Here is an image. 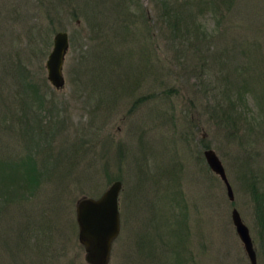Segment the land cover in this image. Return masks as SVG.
<instances>
[{
	"label": "rangeland",
	"instance_id": "1",
	"mask_svg": "<svg viewBox=\"0 0 264 264\" xmlns=\"http://www.w3.org/2000/svg\"><path fill=\"white\" fill-rule=\"evenodd\" d=\"M76 2L91 17L95 8V32L114 39V54L105 52L112 62L103 60L107 42L88 36L74 0H0V56L18 78L39 86L34 95L16 83L9 88L11 97L27 100L21 144L38 188L31 196L26 183L10 181L14 198L27 206L0 219V264H87L75 202L98 197L114 180L121 183L119 232L107 264H175L177 256L178 264H248L230 221L232 207L248 228L256 264H264L253 203L239 179L245 170L213 112L233 76L241 73L251 84L264 71V0H232L215 17L197 0H166L186 3L178 32L169 28L172 13L162 0H134L127 31L119 13L109 12L111 0ZM189 10L195 25L204 24L203 36H194ZM60 30L68 50L64 86L57 90L44 62ZM206 148L220 159L232 201L204 161ZM3 201L0 193V207ZM28 221L24 248L14 239ZM39 234L47 241L35 248Z\"/></svg>",
	"mask_w": 264,
	"mask_h": 264
},
{
	"label": "trees",
	"instance_id": "2",
	"mask_svg": "<svg viewBox=\"0 0 264 264\" xmlns=\"http://www.w3.org/2000/svg\"><path fill=\"white\" fill-rule=\"evenodd\" d=\"M74 1L76 10L81 12L79 15L82 14L84 20L87 22L89 28L88 36L94 39H98L99 37L101 40L107 42L101 49L103 50L104 62H112L110 56H105V52L107 50H112V54H114L115 49L114 46H112V44H114V39L107 35L100 36V32H95V29H97L96 25L100 24L96 21L98 17L96 18L95 8L93 10V16L91 17L88 15L87 9L84 10L77 4L76 0ZM89 1L91 2L92 0ZM133 1L111 0L110 7H108L109 12L119 13L117 16L122 17L121 21L124 23L120 22L118 24H121V28L125 31L129 30L127 27L129 24L126 22L135 20L133 18L134 15L128 10V6L132 5ZM194 1L195 0H189L190 3ZM197 1L200 4H204L206 10L209 9L211 12L213 9V17H215L216 13H222L223 10L227 11L232 4V0ZM184 4L186 3L177 5L176 2H173L167 4L166 0H162V5H167V9L169 8L172 13V21L169 22V28L174 32L180 31L178 19L181 15L179 16V12L181 8H184ZM102 10L103 9H101V11ZM210 14H212V12ZM186 16L192 25L191 29L193 30L194 36H203L206 30L204 24L202 25V23L197 22L198 24L195 25L193 22L195 17L190 15V10L187 12ZM116 30L119 35L117 28ZM120 33L122 36L121 31ZM129 35L132 36L134 34L129 32ZM16 74L15 68L7 61V58L0 56V193L1 196L4 197V201L2 202L3 205L1 204L2 207H0V219L1 217H3V219L11 217L12 213L20 208L18 207L19 204L24 207L27 206V203L24 202L25 200L14 198L16 193L14 192L15 189L11 188V180H17L16 182L19 183H26L27 188L31 192V196L34 192L33 188H38V177L34 169L30 173L25 170V166L32 167L31 165L33 162L30 155L23 154V147L21 144L22 122L28 119L26 114L28 106L27 104L25 106L24 102H27V100H23L24 98L18 100L15 96L11 97L9 95V88H13L16 83L19 88H30L32 90L31 94L34 95L39 86L35 83L33 84V82H29L23 75L18 74L20 76L18 78ZM240 75L241 73L237 78L236 76L231 78L229 82L231 86L223 93V103H215L213 105V112L219 114L222 119L226 139L233 145H236L234 149L236 155H239L236 156V160L241 161L239 163L241 171L245 170V172H241L239 179L249 199L253 203V212L258 225L257 235L264 249V71H260L259 74L257 73L254 80L251 81V84L244 83L245 81ZM237 79H239L240 83L236 81ZM247 97L251 102L250 106L247 105ZM254 109L255 112L252 113L251 111ZM239 132L240 134H238ZM235 133L238 134V144L234 142ZM19 186L16 184L15 188L17 189ZM22 227L24 230L18 235L16 234L17 237L16 241L14 239V243L16 242L19 246L21 245L26 248L28 244L26 239L23 238V235L30 227L29 221L28 224H26V222L23 223ZM43 236V234H39V237L32 243L35 248L42 247V244L47 241L45 239L46 237ZM37 260H39L38 257ZM180 261L181 256H177L175 258V264L180 263Z\"/></svg>",
	"mask_w": 264,
	"mask_h": 264
},
{
	"label": "water",
	"instance_id": "3",
	"mask_svg": "<svg viewBox=\"0 0 264 264\" xmlns=\"http://www.w3.org/2000/svg\"><path fill=\"white\" fill-rule=\"evenodd\" d=\"M67 50V33L61 30L55 32L52 36V46L46 56L44 67L48 83L57 90L64 86L62 69ZM202 155L208 169L224 185L228 200L232 201V189L220 159L210 148L204 149ZM120 187V181L114 180L98 197H81L75 202L77 240L83 247L84 261L87 264H107L109 261L111 244L119 232L117 197ZM230 221L235 235L241 243L248 264H256V253L248 228L234 207L230 209Z\"/></svg>",
	"mask_w": 264,
	"mask_h": 264
}]
</instances>
